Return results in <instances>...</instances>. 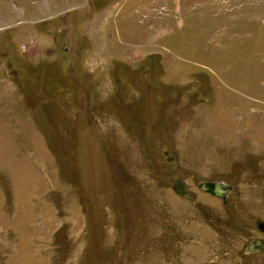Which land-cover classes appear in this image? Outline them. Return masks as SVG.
Here are the masks:
<instances>
[{
  "label": "rangeland",
  "instance_id": "374dc122",
  "mask_svg": "<svg viewBox=\"0 0 264 264\" xmlns=\"http://www.w3.org/2000/svg\"><path fill=\"white\" fill-rule=\"evenodd\" d=\"M2 52L0 264H264V0H0Z\"/></svg>",
  "mask_w": 264,
  "mask_h": 264
},
{
  "label": "water",
  "instance_id": "95a60500",
  "mask_svg": "<svg viewBox=\"0 0 264 264\" xmlns=\"http://www.w3.org/2000/svg\"><path fill=\"white\" fill-rule=\"evenodd\" d=\"M170 159V158H169ZM199 188L204 190L206 193L211 194L212 196L218 197L220 199H225L226 195L231 191L232 187L225 184L222 181H203L199 183ZM172 190L175 194L184 195L186 194L185 184L183 180L177 179L172 185ZM256 227L264 231V222L256 221ZM264 248V240L254 239L248 245L249 251L258 252ZM205 264H214L213 262H207Z\"/></svg>",
  "mask_w": 264,
  "mask_h": 264
},
{
  "label": "flooded vegetation",
  "instance_id": "af4514ba",
  "mask_svg": "<svg viewBox=\"0 0 264 264\" xmlns=\"http://www.w3.org/2000/svg\"><path fill=\"white\" fill-rule=\"evenodd\" d=\"M177 179H180V178H177ZM177 179H175V180H177ZM206 181H210V180H206ZM211 181H214V180H211ZM225 183H226V182H225ZM231 190H232V189H231ZM172 191H173V190H172ZM173 193H174V192H173ZM187 193H188V192H186V194H187ZM174 194H175V193H174ZM210 195H211V194H210ZM227 196H228V195H227ZM214 197H215V196H214ZM216 198H218V197H216ZM219 199H220V198H219ZM220 200H222V202L225 203V204L227 203V202H226V199H224V200H223V199H220ZM258 230L261 231V232H263V231L260 230V229H258ZM259 240H264V239H259ZM263 250H264V248H263L262 250L258 251V253H261Z\"/></svg>",
  "mask_w": 264,
  "mask_h": 264
},
{
  "label": "trees",
  "instance_id": "16d2710c",
  "mask_svg": "<svg viewBox=\"0 0 264 264\" xmlns=\"http://www.w3.org/2000/svg\"><path fill=\"white\" fill-rule=\"evenodd\" d=\"M5 57H6V55H4L3 52H2L1 55H0V58H5Z\"/></svg>",
  "mask_w": 264,
  "mask_h": 264
},
{
  "label": "bare ground",
  "instance_id": "6f19581e",
  "mask_svg": "<svg viewBox=\"0 0 264 264\" xmlns=\"http://www.w3.org/2000/svg\"><path fill=\"white\" fill-rule=\"evenodd\" d=\"M171 160V159H170ZM203 182V181H202ZM201 183V182H200ZM198 187H199V184H198ZM171 189H172V187H171ZM201 189V188H200ZM202 190V189H201ZM178 195V194H177ZM180 196H183V195H180ZM227 196V195H226ZM226 198V197H225Z\"/></svg>",
  "mask_w": 264,
  "mask_h": 264
}]
</instances>
